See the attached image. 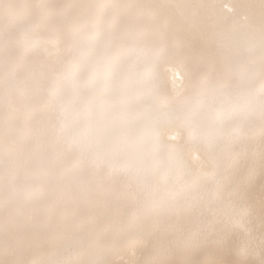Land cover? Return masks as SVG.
Here are the masks:
<instances>
[{
    "label": "bare ground",
    "instance_id": "bare-ground-1",
    "mask_svg": "<svg viewBox=\"0 0 264 264\" xmlns=\"http://www.w3.org/2000/svg\"><path fill=\"white\" fill-rule=\"evenodd\" d=\"M0 264H264V0H0Z\"/></svg>",
    "mask_w": 264,
    "mask_h": 264
}]
</instances>
